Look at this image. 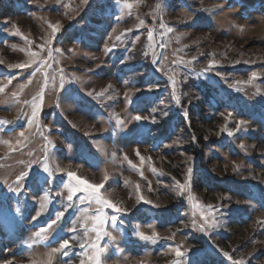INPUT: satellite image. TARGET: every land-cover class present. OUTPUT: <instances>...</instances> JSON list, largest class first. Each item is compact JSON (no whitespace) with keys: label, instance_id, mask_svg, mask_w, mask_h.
Returning a JSON list of instances; mask_svg holds the SVG:
<instances>
[{"label":"rangeland","instance_id":"1","mask_svg":"<svg viewBox=\"0 0 264 264\" xmlns=\"http://www.w3.org/2000/svg\"><path fill=\"white\" fill-rule=\"evenodd\" d=\"M129 3L0 0V264H264V0ZM68 171L126 210L99 254Z\"/></svg>","mask_w":264,"mask_h":264},{"label":"snow or ice","instance_id":"2","mask_svg":"<svg viewBox=\"0 0 264 264\" xmlns=\"http://www.w3.org/2000/svg\"><path fill=\"white\" fill-rule=\"evenodd\" d=\"M83 3L85 5H87L89 3V0H83ZM124 3L130 8L131 7V4L129 3V0H124ZM143 23V22H141ZM60 30V27L58 25H52V34H51V37H50V40H49V43L51 42V39H54L55 38V34L56 32H58ZM168 31H171V29H168ZM17 34L19 35V29H17ZM149 35V38L152 37V32L150 31L148 33ZM117 39H119V37H117ZM106 50L110 51V49H107ZM31 55L33 57H35L37 54L36 53H31ZM50 55V53H49ZM193 59H195V57H193ZM155 59H153V63H155ZM248 61H245V63H247ZM45 62L44 61H41V64H44ZM177 63H187L189 66H190V62H186V61H183V60H180V61H177ZM215 63H218V61H215V60H210L209 61V65H213ZM236 63H240V61H236ZM48 67H50L51 65H47ZM12 67H15V68H25L27 67V65L25 64H19V65H12ZM43 69L41 67H37L35 69V71H42ZM211 70V67L209 68H205L203 69V71L207 72V71H210ZM167 74V73H166ZM257 75L256 72H252V77L255 78ZM60 77H61V83H60V86L61 88H63L64 86V72L63 70L61 69L60 70ZM171 80H172V84H173V92H175V86H176V80L172 77H169ZM73 79L79 81L80 80V77H77L73 74ZM9 83H11V80L8 81ZM247 82H251V81H247ZM0 91H3V88L0 87ZM106 91L105 90H102L101 92L99 93H96V97L99 98L101 96L104 95V92ZM88 95L89 96H93V92H88ZM180 102V99H179V96L176 97V103H179ZM129 103H131V100H129ZM35 111L33 112V120H35L36 118V115H37V112L39 111V105H35ZM136 120H141V119H147L146 117H141V116H136L135 117ZM154 122V121H153ZM31 123L32 121L29 122V126H31ZM245 122L244 121H240V124L243 125ZM117 124H120L122 125L123 124V121H120L119 118L117 117ZM225 131H227V129H225ZM237 131H239V127L237 128ZM228 134L229 135H232L233 133L231 131H228ZM20 136L21 137H24V132H21L20 133ZM69 147H71V145H69ZM241 147H243V145H241ZM137 155H139V150H137ZM126 158V157H125ZM191 159V158H189ZM140 160H141V163L144 162L145 160V157L143 156H140ZM129 163H131V161H129ZM44 169L46 171L49 172V169H48V166H47V160H45V164H44ZM60 171H64L63 169H61ZM153 171L155 172L156 169L153 168ZM69 174H71L74 179H69ZM28 176V172H24L22 173L18 178H17V188L13 189L14 191H17L19 189V184L21 182L24 181L25 177ZM67 178H68V182L66 184V187L68 189V195L66 197L67 201L71 202L73 201V197L77 194V193H84V195H81L78 197L79 199V203L80 204H84V203H88L89 205H92V204H95L97 205V209H96V213L92 216V222H93V230L95 231V242H92L89 244V247L92 248V249H95L96 252L99 254L101 252L104 251V248H102L100 246V241L101 239L104 237V236H110L111 234L109 232H106L104 230V227H105V224L106 222L110 219L111 222L113 221H116L118 219V217L116 215H113L111 216L110 218L108 217V215L105 213V209L106 208H111V209H115V212L116 213H122L124 211H126L125 209L121 208V207H118L117 204L113 203L111 200H108V199H105L103 196L100 195V192L96 191V189H100L101 185H92V184H88L87 181H84V180H81L78 176L75 175L74 172L72 171H68L67 172ZM105 179H108L107 176H105ZM175 179V178H173ZM191 179H192V169L189 168L188 169V172H187V177L184 181L183 184H181L179 181H176V184H177V188H178V192L179 194H183L184 190L189 188L190 187V182H191ZM81 181L83 182V184L81 183ZM85 185L89 186L87 188V190H84V187ZM138 187V186H137ZM57 195H61V193H57ZM45 200L48 199L47 195L45 196L44 198ZM189 199H193L191 196H189ZM139 201H145L146 203H151L150 201H146L145 200V197L143 195L139 196ZM73 205L71 203L68 204V207H72ZM44 205L41 204V208L43 209ZM201 208H203V206H200ZM207 209L209 210V213L211 214V210L213 209V206L211 204L207 205ZM85 212L88 211V209H85L84 210ZM63 215V213H60L58 214L56 217H55V220L56 221H59L61 219V216ZM193 215H195V212L193 213ZM209 219L210 217L209 216H206L205 217V223L199 225V229L200 231H205V228L208 226V223H209ZM214 220V217L212 218ZM193 226H196L195 224ZM212 226H217V222H214L212 224ZM49 227H51V224L49 225ZM74 230V229H73ZM37 236H40L41 233L40 232H37L36 233ZM140 237L145 239V240H151L155 237L156 234H154L152 237H149V236H146L143 232H140L139 233ZM69 246V241L68 239H65L63 240L62 244L60 245V248L58 249H55V251H60L61 249H67ZM84 244L81 243L80 244V247L81 248H84ZM65 254H67L65 252ZM183 255V253L179 250V249H176V256L177 257H181ZM223 255L225 257H227L228 260L232 261V264H244V261L243 260H233V257L226 251L223 252ZM93 259H95V262L96 264H99V258H98V255L97 257H94ZM83 264V262H82ZM177 264H179V261L177 262Z\"/></svg>","mask_w":264,"mask_h":264},{"label":"clouds","instance_id":"3","mask_svg":"<svg viewBox=\"0 0 264 264\" xmlns=\"http://www.w3.org/2000/svg\"><path fill=\"white\" fill-rule=\"evenodd\" d=\"M69 179H70V180H71V179H74V177H73L71 174H69ZM81 183L83 184L82 181H81ZM88 187H89V186L85 185L84 190H87ZM96 191L98 192L99 189H96ZM113 210L115 211V209H113Z\"/></svg>","mask_w":264,"mask_h":264},{"label":"trees","instance_id":"4","mask_svg":"<svg viewBox=\"0 0 264 264\" xmlns=\"http://www.w3.org/2000/svg\"><path fill=\"white\" fill-rule=\"evenodd\" d=\"M137 52H138V53H137ZM142 52H143V48H139V49L136 51V53H137V57H138V58H141V56H139V54L142 55ZM138 58H136V59L138 60Z\"/></svg>","mask_w":264,"mask_h":264}]
</instances>
